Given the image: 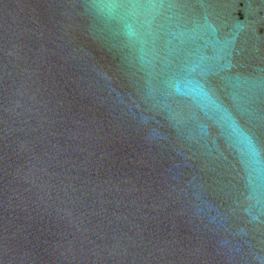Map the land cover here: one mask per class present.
Instances as JSON below:
<instances>
[{
    "label": "water",
    "instance_id": "95a60500",
    "mask_svg": "<svg viewBox=\"0 0 264 264\" xmlns=\"http://www.w3.org/2000/svg\"><path fill=\"white\" fill-rule=\"evenodd\" d=\"M0 264H264V0H0Z\"/></svg>",
    "mask_w": 264,
    "mask_h": 264
}]
</instances>
